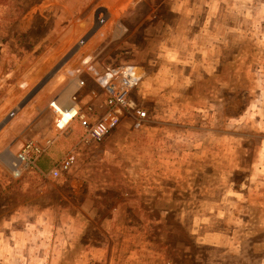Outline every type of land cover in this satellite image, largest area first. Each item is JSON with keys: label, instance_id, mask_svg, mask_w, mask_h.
Here are the masks:
<instances>
[{"label": "rangeland", "instance_id": "1", "mask_svg": "<svg viewBox=\"0 0 264 264\" xmlns=\"http://www.w3.org/2000/svg\"><path fill=\"white\" fill-rule=\"evenodd\" d=\"M249 2L0 0V238L16 235L30 244L19 243L15 256L0 245V264H264L263 109L258 128L246 123L249 115L240 120L249 100L234 91L235 77L217 78L223 62L234 73L246 69L232 31L239 14L264 17V10L252 16ZM187 12L196 15V32L204 23L211 36L181 31ZM105 15L111 19L79 54L57 67ZM120 66L144 72L132 94L147 117L143 128L133 129L123 115L121 129L93 156L77 150L78 136L54 138L64 75L82 74L89 92L95 78ZM28 144L44 152L38 165L52 168L68 156L75 162L56 180L37 172L13 180L10 164ZM74 174L112 176L114 191L78 188L84 196H74L64 185ZM220 189L240 196L221 202Z\"/></svg>", "mask_w": 264, "mask_h": 264}, {"label": "crops", "instance_id": "2", "mask_svg": "<svg viewBox=\"0 0 264 264\" xmlns=\"http://www.w3.org/2000/svg\"><path fill=\"white\" fill-rule=\"evenodd\" d=\"M187 5H189V4H187ZM248 5H249L248 8L252 12V16L257 14L260 10H264V0H250ZM192 6H195V4H192ZM187 11H188V9H187ZM195 17H196V15L194 14V12H192V13L187 12L186 15H184V17H182V19L180 20L182 22L187 21L186 28H183V26H182L181 31H185V29H186V33L188 35L190 33L194 34V32H195V33H197V35H199L201 33L204 37L205 36H211L210 33H207V31H204L205 30L204 23H203V26L201 27V28H203V30L202 31L198 30L200 32H196L195 24L190 23V22L195 21ZM248 20L250 22L249 25H248ZM233 23H234L235 30H233L232 32L234 33L235 36L240 38L241 53L242 54L244 53L246 56L245 62L242 66L243 68H246V69H244L242 71V73H239V72L234 73V71L232 69L227 68L226 62H223L222 64L219 65V73L217 75V78L221 79L223 76L225 77V75H226V77H227L226 83H227V82H231L233 77H235V81L233 79L234 84H232L234 91L235 92L239 91V93H242L249 100V112H248V114H246V115L238 114L237 117H240V120H241V119H243V117H246L249 115V117H247L245 120L246 123L254 122L255 127L258 128V124L260 122V120L258 118L264 117V17L261 19H257V18L254 19L253 17H252V19H248L247 17H245V15L239 14V16L236 19V22L234 21ZM178 26H179V23H177V25L175 24L176 31L179 29ZM253 26L255 28H253ZM172 31H173V33H176L174 30H172ZM181 31L177 35H180ZM188 41H189V43H194V38H191L190 40L188 39ZM219 45H220V50L222 52L221 55H225L227 53V49H228L226 41L219 42ZM212 51L215 52L213 46L210 47L209 53H213ZM186 52H187V55H189V53H191V50L189 48H187ZM248 54H251V60H248V57H247ZM159 59H160V62L162 63L165 61L166 57L161 55V57ZM227 69L232 70V73L231 72L226 73ZM247 70H249V71H247ZM140 71H141V74H140V82L139 83H141L142 78L144 76V72L141 69H140ZM77 73L78 72L70 73L69 77L67 75H64L65 79L63 81L59 82V86H58L59 88L58 89L56 88L57 89L56 90L57 98L55 99V100H57L56 105H57L58 109L68 110L72 107H76L78 110H81V111H86L87 109H91V110H93L94 113H96V115L98 117H102L106 112L105 95L100 91V89L98 88V86L96 85L94 80L92 83H90L91 85L89 86V92H87L84 89V88H86V84L84 82L83 83L85 84V87L84 88L80 87L79 82L81 81V76H83V75L77 74ZM249 75H251L253 77L250 78ZM84 77H86L87 79H90L89 75L84 76ZM247 80H250V82H248L247 84L246 83L242 84V81H247ZM220 89H223V88H220ZM46 105H48V104H46ZM46 109L50 110L51 108L49 109V108L45 107V108H43L42 111H46ZM262 109H263L262 115L260 117L257 116L258 110H262ZM28 111H30L28 113V115H39L38 111L40 112V109H29ZM50 111L52 112L53 110L51 109ZM18 115H20V113ZM111 134H113V133H111ZM74 136H78L81 140L79 145L76 148H77V150L81 151L83 153V155H86V152L88 150H90V155L93 156L94 155L93 150L97 149V147L99 145H102L106 142V140H105L104 142H102L100 144L94 143L93 145L92 144L86 145L87 143L89 144V142L86 138L83 137L82 129L77 124H74V134L72 137H74ZM109 136H108V138H109ZM218 136H220V135H218ZM220 137L223 138L224 136H220ZM85 142H87V143L85 144ZM51 143H53V142H51ZM90 143H92V142H90ZM37 167H38L39 171H41L43 173H46V172L49 173L55 166L52 168L51 167L49 168L48 164L41 162V164L39 163V165H38V162H37ZM46 170H48V171H46ZM71 177H74L73 179H69V181H71V182L68 183L69 181H66V183H64V185L67 186L66 187L67 190H73L74 196H79V195L84 196L82 193H79L78 188H80L81 190L92 191V192L97 191L100 188L103 189V192H107V190H109V192L114 191V187L112 185L113 184L112 183L113 177L110 176V178H108L106 176V174L105 175H102V174L99 175L98 174V175H91V176L87 175V174H74ZM107 182H109V184H107ZM99 183H101V184H99ZM218 191H219L218 196L221 197V200H220L221 202L223 201L222 200L223 196H229V197L240 196V194H238L232 190H230V193H228V194H225V193H227V190L220 189ZM209 195H211V192L209 193ZM247 196H250V195H247ZM251 197H252V194H251ZM235 202L238 204H241L242 200L238 201L237 199H235L234 203ZM14 214H16V215H13L11 217L14 219V221H12L11 224H17L16 225V227H17L18 225L21 224V220H20V218H18L17 210L14 212ZM238 215H239V213H238ZM235 217H239V216H235ZM9 225H10L9 222H5L2 227L3 228L8 227ZM10 228L15 229L14 227H10ZM21 238L22 237H18L16 235H10L5 240H4V238H0V245L3 244V246H5V247H6V245L8 247L9 246L11 247L10 251L8 253L3 252L4 255H6V256L8 254L10 255V253L12 252L11 254L13 256H15V253L13 251L15 250L17 245H20V244L30 245L28 240H24ZM0 250L1 251L3 250V248L1 246H0ZM213 250H214V248H213ZM25 253H27V252H25ZM217 253L224 255V256H222L223 258H226L225 256H229L232 258H237V257L242 256V253H239V252L234 253V252H218L217 251ZM258 264H262V261L258 262Z\"/></svg>", "mask_w": 264, "mask_h": 264}, {"label": "built area", "instance_id": "3", "mask_svg": "<svg viewBox=\"0 0 264 264\" xmlns=\"http://www.w3.org/2000/svg\"><path fill=\"white\" fill-rule=\"evenodd\" d=\"M111 16L105 15L96 22L91 33L79 40L57 63V67L62 68L68 65L79 52L88 44L92 38V33L97 32ZM141 71L134 66H120L107 71L104 75L95 78V83L100 91L105 95L106 112L102 117H98L91 109L86 111L78 110L76 107L68 109L70 119L57 117L54 120V138L62 137L69 139L74 134V124L82 129V135L88 141L96 144L104 142L108 136L121 129L123 125V115L130 118L132 128L140 130L146 123L147 117L143 110L138 108L132 100V94L140 82ZM80 87L85 84L80 81ZM50 141H53V139ZM44 154L43 150L33 144L26 145L13 158L10 168L13 180H21L31 172L39 173L43 178L56 180L66 173L75 162L73 156H68L46 175L39 171L37 162Z\"/></svg>", "mask_w": 264, "mask_h": 264}, {"label": "bare ground", "instance_id": "4", "mask_svg": "<svg viewBox=\"0 0 264 264\" xmlns=\"http://www.w3.org/2000/svg\"><path fill=\"white\" fill-rule=\"evenodd\" d=\"M91 39V38H90ZM36 92V91H35ZM34 92V93H35ZM57 116L60 117V118H64L66 120H69L70 119V115H69V112L67 110H62V109H58L57 108Z\"/></svg>", "mask_w": 264, "mask_h": 264}]
</instances>
